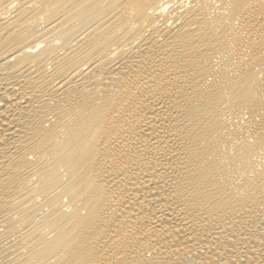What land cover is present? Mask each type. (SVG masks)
I'll return each instance as SVG.
<instances>
[{"label":"bare ground","instance_id":"6f19581e","mask_svg":"<svg viewBox=\"0 0 264 264\" xmlns=\"http://www.w3.org/2000/svg\"><path fill=\"white\" fill-rule=\"evenodd\" d=\"M0 264H264V0H0Z\"/></svg>","mask_w":264,"mask_h":264}]
</instances>
